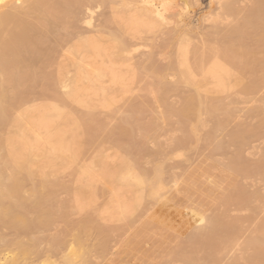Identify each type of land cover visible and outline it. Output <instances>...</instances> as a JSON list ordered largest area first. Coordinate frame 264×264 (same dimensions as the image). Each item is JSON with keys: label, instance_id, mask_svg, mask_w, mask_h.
Returning a JSON list of instances; mask_svg holds the SVG:
<instances>
[{"label": "bare ground", "instance_id": "6f19581e", "mask_svg": "<svg viewBox=\"0 0 264 264\" xmlns=\"http://www.w3.org/2000/svg\"><path fill=\"white\" fill-rule=\"evenodd\" d=\"M243 1H245V0H243ZM249 1H251V0H247L248 3H249ZM192 2L196 3V1H192ZM192 2H191V4H192ZM227 2L230 3L229 0H227L225 2L226 4H229ZM232 2H233V4L235 3V1H232ZM232 2H231V4H229L231 6V8L239 5V3H240V1H239L235 6L233 5V7H232ZM259 2H260V4L262 3L264 6V0H259ZM186 3H185V7L187 4L189 6L190 2L188 1V3L187 4ZM253 3H255V5L257 4L256 1L251 2V4H250L251 8H249L250 6H248V7L244 6L242 8L245 9V7H247L249 10V9H254L256 7L258 10V11L256 10L257 12H255V10H254V12H253V10H251L250 12L254 13L253 15H256L255 13H257V15L259 16V14L261 12V8L257 6L258 4L256 6L254 5L252 7ZM222 4L223 3H220V5H219L220 8L222 7ZM102 5L106 6L105 10H108L107 6L111 9V12L107 13V14L111 13L110 14L111 17L108 18V20H106V25L111 26V24H112L115 27L114 28L113 26H111L115 30L110 34L109 29L104 27V25H105L104 23H102L103 27L100 25L101 23H99V25H95V27L99 26L98 28H100V26H101L102 29H104V31H102L100 29L99 30L102 32H105V35L107 34L106 38L110 34V36L108 37L110 39V42L109 43L107 42V44H106V41H108V40L106 39L104 42V36L105 35L102 34L101 32H100V35H104V36H102L103 39H102V37H100V35L99 36L96 35L95 37H94V35H89V36L85 35V33L91 34V31L89 29L92 28V26L94 27L95 23L92 24L93 20L95 18L94 14H96V12H98V11L95 12V10L102 9L100 7ZM229 5L228 6L226 5V7L230 8ZM177 8H179V3L176 0H0V226L1 227L3 226L2 228H4V229L9 228L16 233V235H14V236H16V240L13 238L14 240H13V242H11V244H10L11 246H9V244H8V246H6L7 244L5 245V244L1 243L2 241L3 242L5 241L4 240L5 234L3 236V240L1 241V235H3V233L2 234L0 233V241H1L0 246H1V244H3V246H6L5 247L6 249L8 247H10V248L12 247V249L14 248L13 249L14 254H13L12 249L9 248L12 251V253L9 249H7V250H9L8 251L9 254L10 253H11V255L13 254L12 257H9L10 261L7 260L8 255L6 254L7 255L6 258H4L5 256L3 255L4 257H3V259H1V260H3L2 262L7 261V262H9L8 264H17V263L19 264V262H17V261H20L19 259L22 257L23 258L26 257V258H24L23 261H25V262L29 261V260H25V259H27V257L29 259L28 255L32 254L33 252L35 253V251H36V248H35L36 244L38 245L39 243H41V240L39 238L36 237L37 240H34V238H32L35 241L34 242L33 240H31V237L29 236V234H27V233H30L29 230L38 229L35 226L31 227V225L33 223H35L36 225L38 224V226L41 225L40 226L41 228H42V226L44 228L48 227V225L51 226L53 224L52 221H55L54 220V218L56 217L55 212H59V215H60L59 206L61 208L64 207L67 210H68L67 207H70V206H67L66 204H60L59 206L57 205L58 204L57 202H59V201H57V202L55 201V198L57 195L55 194L56 196H54L55 192L53 193L54 190H52V188H51L52 186L55 187V185H53L55 183L52 184V182H50L47 179V177L48 176L51 177L52 173L56 174L57 173L56 169L61 170L62 167L64 165H66L65 163H67V165H69V167H71V166H73V164H75V163H73L74 161L80 159V157L78 159H76V158L78 157L79 152L81 154V151H80V150H82L81 144L83 145V144H85L84 142H87L86 140L83 139V138H85V133H87L89 131L88 132L89 134L87 133V135H92V133L95 132V134H97V136H98V139L100 140L99 135H98L99 131L98 132L95 131L94 130L95 128H94V129H92L93 132H90V129L92 127L88 128V127H90L89 125H87L85 122H82L81 119L78 120L79 119L78 117L80 115L82 116L84 111L83 112L81 111L82 113H80V111H78V110H77L78 112H75L73 110L74 111L73 112L72 111V109L74 107L73 104L78 106V108L83 107V109H85V111H90V112L92 110H95L94 108H96V110H97V108H98V110L100 108L101 111H102V109H103V111L104 110L113 111L115 109V107H113V106L115 104H117V103H115L116 99H118L117 96L120 97L119 92H121L122 94L126 93V95H128L130 93V90H128V87H126V86H128L127 81H126L128 79V78L126 79V73L132 72V70H133L132 65L134 63L131 64V61L133 59L134 54H136V52L138 51L140 46H142V49H143V47H144L143 45H145L147 40L148 41L151 40L155 43V40L157 41L159 39V38H157L158 36H156V33L158 35H160V37H161L162 34L158 33V32L162 33L160 31L161 28H166L167 26L169 27L172 24H175L176 26L174 25L175 26L174 29H172L168 33L165 30L164 33H167V35H166L167 41L165 39V42H166L165 45L166 46L163 43L162 44L165 46V48L167 47L166 49H168V47L170 48L172 46V43L174 44V42H176V40L178 39L177 34L179 36V34L181 33L180 30L178 31V24H182L183 21L181 23L177 22V24H176V23H174V22L172 23V21L170 22V20H168V19L174 20L176 17L178 18V20L176 18L177 21H179V19H181L180 17L182 15V13L180 14L179 12H183V11H181V9L180 10L178 9L179 14L174 13L175 12L174 9H177ZM220 8H219V11H222L221 9L227 10V8H225V7L221 8V9ZM237 8H240V10H239L240 14H242V12H244V11H241L240 6ZM186 9H188V7ZM234 9H228L227 11L226 10H224V11H226V12H228L229 10L235 11ZM259 9H260V11H259ZM171 10H173V14H176L179 16H176V15L173 16V14H172L173 18H171L172 17L171 13H169V15L166 16V14ZM247 12L246 13L244 12L246 14V16L243 13L245 19L242 18L239 21V22H241L243 20L242 22L245 23L244 25L241 22L240 24H242V25L236 26L237 25L236 20L234 21L235 27L232 26L233 25V23H232V24H230L232 27H229V28H223L222 29V28H220V26H221L220 24H218L219 27L212 28L214 26V24H213V26L210 28V30L213 29L212 32L210 31L211 33L207 32L204 34L206 37L210 36V37H208L210 39L213 36L212 39H214V41H215V43H214L215 45H214L213 43H211L213 40H210L211 42L209 40H207L205 45L208 42H210V44H211L210 45L208 43L209 44L208 49L213 47V45H214V47L217 46V48L215 50H214V48L211 49L212 50V57H210L209 59H208V57L210 55H208V53L206 52L205 49H201L200 51H198V50H195V47H194V51H190L188 44L179 43L176 47V50L173 49V51H175V52H173L171 50L173 53H175V55L173 54V56L175 58V59L174 58L173 59L176 60L175 63L168 62L167 63L168 65L166 64L167 66L165 65V67H164V65L163 66L160 65L162 67H160V66L156 67L155 64H157V65L159 64V63H155L157 61L156 58L154 59L155 60L154 66L151 65L150 68H149V66H146V63H145V66L149 68L148 71L150 70L152 79L155 78L154 80L156 83V84L154 83V80L153 81L151 80V82H153L152 84H154L156 87V89H155L156 91L153 90L154 89L153 87H152L153 89L151 88V85H152L151 83H150L151 84L150 86H149V84L147 85V86H149V88L152 89V90L151 89L149 90V93L152 94L154 92L153 94L154 95L156 94L155 97L159 100L160 104L163 101H166L168 99V98L166 99V96H165L166 94H163V92L161 93V91H164V93H165V89L164 90H162V89L165 88L167 84H169V83L171 84V81H169L168 83L167 82L165 83V79L168 78V77L165 78L166 75L170 76L169 79H171L173 76L172 80H174V78L176 77V79L174 81H178L177 85L183 84V85H181L180 88L177 87L180 89V90L178 89V92L179 91L181 92L182 89H183V91H184V89H186V91L188 92V88L187 87L184 88L185 86H188L190 88L189 90L192 89V91H189L190 92L189 95H187L188 93L185 91L186 97L184 96L185 93L182 91L181 94L184 96L183 98H185V99L183 101V98H180V100L182 99V101H181L182 106H181L180 111L177 112V109L179 110L180 107L175 109L176 114L174 115V117L177 118L176 120H179V116H180V119H181L180 121H177V123L180 126L179 130L186 132L184 134L182 132V134H183L182 138L179 139L181 143H184L182 140H184L185 138H187L191 141H192V139H190V138H193V139L196 138L197 136L194 137V135H195L197 129H199V127H202V125L206 127V125L208 124L206 121L213 116H214L213 118H215V115L219 114V113L215 112L216 107H214V105H215V102L218 104L220 102L217 100L218 98L216 99V98H214V96L211 97L210 94L218 93L217 95H219L220 92L225 93V91H227L230 88V86L228 84L227 87L229 86V88L226 89L227 88L226 87V81H229L230 78L231 79L233 78L235 85H237L239 83L241 84V82H240L241 78L240 77L243 73H246L247 75H248V73H250V75L251 74L255 75L256 73H259V75H260L259 77H258V75L253 76V77H257L258 80L255 78L257 82L254 80L253 81L254 84L250 87L248 86L249 88H247L246 91L248 92V90L249 91L255 90L258 87V85H262V87H264V25L260 26L258 24L259 27L257 25H255L254 24L255 22L251 21V18L252 19H254L256 17L258 18V16H256V17H250L251 15L247 16V14H249V11H247ZM258 12H259V14H258ZM261 13L263 14L264 12L262 11ZM80 14L83 15L82 19H81V17L78 18V15H80ZM185 14H186V12H185ZM227 14L231 15V13H227ZM227 14H226V16H227ZM233 14H235V13H233ZM100 16L102 17L103 15H100ZM168 16H169V18H167ZM185 16H187V14ZM216 16L218 17V15H216ZM231 16H230V18H231ZM236 17H239V16L236 14ZM246 17H247V21H246ZM105 18L106 17H104L102 20H104ZM206 18H204V21ZM214 18H215V16H214ZM220 18H222V17L217 18L218 21ZM80 19H81V22L79 21ZM208 19L209 18H207L206 21H208ZM214 20H215L214 22H216V18ZM225 20H227L226 22L229 23L228 19H223V22H225ZM78 21H79V27H80L81 23H82L81 26L82 25L85 26V27H83V26L81 27L83 31L81 29L80 30L77 29V27H78L77 22ZM232 21H233V18H232ZM226 22H225V25H226ZM250 22H252V23H250ZM211 25H212V21H211ZM186 27H187V25H186ZM227 27H228V25H227ZM84 28L85 29L87 28L88 31L85 30ZM105 28H106V30H105ZM169 28L171 29V27H169ZM75 30L77 31V33H74V32H76ZM107 30H108L109 34H108ZM94 33L96 34V31L92 30V34H94ZM184 33H185V31H184ZM97 34H98V32H97ZM155 36H156V38H155ZM186 36L188 37L187 34H186ZM206 37L204 39H207ZM98 38L102 39V41H100ZM152 38H154L155 40H153ZM182 39L183 38L181 36V40ZM189 39L190 38H188L187 42H189ZM203 41H206V40H203ZM102 42H104L105 44ZM153 42H151V44H154ZM216 43L217 44L219 43L220 46L216 45ZM163 45H162V47H164ZM167 45H171V46H167ZM203 45H204V42H203ZM205 45H204V47H205ZM201 47H202V45H201ZM204 47H202V48H204ZM58 49H63V51H64L63 56L58 57L61 54V53H58V51H59ZM159 49H161V48H159ZM192 50H193V48H192ZM162 52L164 53V51H162ZM143 53H145V52H142V54ZM191 53H192V56L194 58H192V56L189 57V55H191ZM55 54L58 55L57 56L58 58L53 57ZM162 54H160V56ZM62 57H63V59H61ZM149 58H150V62H151V59H153V57L150 55ZM53 59H54V62H53ZM58 59H59V61L61 60L59 62L60 64L58 62H56V60L58 61ZM146 59L148 60L147 57L144 58V60H146ZM189 59L192 61V63L189 62ZM193 59H194V61H193ZM224 59H226V62H229L231 59V60H233V62L239 61V63H241V65L239 63H237L239 66L236 65L238 67V71H239L238 73L235 72V74H237L236 76L231 75L232 72L234 74L233 70L235 67H233V66L236 64V62L234 63V65H233V62H231V64L227 63V65L225 64L226 65L225 66L224 65V62H225ZM62 60H64V62H62ZM221 61H223V62H221ZM139 62L140 63L142 62L141 63L142 65L144 64V62L142 60ZM145 62H147V65L153 63V61L151 63H148L149 61H145ZM52 63L59 64L58 66H55V67H57V69L54 68V69H56V71H50V73H52V72H54V74L56 73L55 75L52 73L53 76H52V74L49 75L46 73V69L48 67H53ZM231 65H233V66H231ZM230 66H231V68H233L230 70L231 73L229 72V70H227L225 68V67H230ZM123 67L126 68V73H124L121 70ZM52 69L53 68H51V70ZM236 69L237 68H235V70ZM130 70H131V72H130ZM127 71H129V72H127ZM144 71H146V70L144 69ZM139 74H140V72H139ZM139 74H137L138 77H139ZM142 74H145V73L143 72ZM169 74H171V75H169ZM153 75H154V77H153ZM145 76H146V74H145ZM244 77H245V75L243 76L242 79H244ZM163 83H165L166 85H163ZM248 84H250V83H248ZM159 86L160 87L163 86L162 89ZM174 86H176V84H174ZM36 87H40L42 89H47V91H46L47 94H45L41 89H39L41 94L44 93L45 95H48L52 91L50 95H55V96H51L52 101L54 102V100H55L54 103H57V102L58 103L56 105H53V103H51L52 101H51L50 97L49 98L44 97V99L50 100L51 102H48V103H51V104H48V103H47L48 105L43 104L42 103L43 100L40 99L41 103H39L40 101L39 102L35 101L32 104V105H34L35 103H37L39 106L36 104H35L36 106L35 105L29 106V104L32 103L31 100L33 101L34 99L31 98V100H30L28 98V95L31 92H35L34 90ZM117 88H118V94L116 96L117 98L116 97L113 98L115 96L114 93H115V91H117L116 90ZM158 88H160L161 90ZM49 89H50V92L48 91ZM114 89H115V91H114ZM243 89H244V87H243ZM57 90L59 91L60 94L57 93ZM60 90H62V92ZM127 90H128V93H127ZM146 90H147V88H146ZM168 90L166 92H170V91L172 92L173 91L172 93L174 95H176V93H177L176 87H175V90H176L175 91L173 89V85L171 86L170 91H168ZM263 91H264V89H263ZM159 93L162 94V97L163 98L165 97V99H162L161 97H159V98H161L162 100L159 99L157 97V96H160ZM170 93L168 96H170L172 94V93L171 94ZM243 93H244V90H243ZM258 93H260V92L258 91ZM177 94H180V93H177ZM181 94L177 95V96L180 97V96H182ZM42 96H44V95H42ZM209 96L212 99L209 98ZM111 99L112 100L115 99V101H113L115 104L113 102H111L112 101ZM117 101H119V99ZM145 101H147V104L149 103L148 100H144L143 102H141V104H139V103L135 104L134 103L133 105L135 107H137V105L141 106L144 103V106H145V105H147V104H145L146 103ZM220 101H222V100H220ZM249 101H251V100L249 99ZM261 101L262 100H260V102ZM111 103L113 104L112 105L113 108L111 107ZM164 103L165 102L162 103L163 104L162 105L163 110L166 111L165 108L169 107L167 109L168 111H166L169 114L161 113L162 115L160 114L161 116H158V118L161 119L162 116L164 115L165 120L167 122V120L170 117H173L171 115H173L174 112L173 113L171 112V114H170V111H171V108H173V105L170 104V106H171V108H170L169 104L166 101L165 105H168V107L165 106V108H164ZM262 103H264V102L262 101ZM68 104L69 105L72 104V105L68 106ZM131 105H130V108L133 110V107H131ZM147 106L150 107L151 104H148ZM219 106H221L220 107L221 110L225 108V107L224 108L222 107V104H219ZM71 107H72V109H70ZM149 107H147V108H149ZM106 108H109V109H106ZM110 108H112V110ZM141 108L142 107H140V109ZM145 108L146 107H143L142 109H145ZM214 108H215V110H214ZM131 109L128 108V112L126 111V115H127V113L129 115L130 111L133 112ZM66 110H68V111L71 110L70 114L74 113L73 115H76L75 118H77V120L75 118L71 119L68 116V112ZM145 110H142L143 114H144ZM163 110H162V112H163ZM221 110H218V112ZM114 111H113V117L117 118V113H115ZM135 111H136V109H135ZM90 112H88V113H90ZM117 112H119V111L117 110ZM202 112L206 113V115L208 114L207 117H209L211 114H213V115H211L209 118H207ZM78 113H80V114L77 116ZM109 113L111 114V112H109ZM146 113H149L148 109H147ZM214 113H215V115H214ZM223 113H224V111H223ZM223 113H221V115ZM84 115H83V117H84ZM130 115H131V113H130ZM134 115L135 114L133 113V115H131V117H129V118L126 117L125 119L123 118V116H121V118L119 117L120 120L116 121L117 124L118 123L119 124L115 128L114 133H113L112 128H111L112 133L109 130V132L111 134L110 135L105 134V137L107 136L108 140H110V142L113 140V142H111V143H113L111 145V147L114 146L113 150L116 148L123 153L122 154L120 152L122 155H119L116 152L118 150L115 149L116 150L115 151L116 157H115V153H114V156L110 153H108V154L112 155V156H109L108 154H105V156H108L110 159H116L118 156L119 157L122 156V157H120L116 160H112L113 161L112 162L111 160L109 161V159H106V157H103L102 151H101V153L97 152L99 155L95 154L97 157L94 155V157L96 159L92 160L90 158L93 161V163H91L92 165L89 164L90 166L89 165L87 166V170L86 169L79 170L80 172L81 171H85V172H83L81 174H78L79 172L77 173L78 176H80V177H78V176L76 177V179L74 181V185H76V184L77 185L79 184V185L76 188H75V186H73L74 188L71 187L73 190V191H71L72 197L74 196L73 198L71 197L72 198L71 200L74 199L73 202L71 201V204L74 203L71 206L74 205L73 206V208H75L74 212L79 211L80 213H82L83 209L85 211V208L87 206L92 205L93 202H90L91 203L90 204V203L85 201L87 203V205L85 204L86 206L84 208L83 203H85V202L84 201L81 202L82 198H83V200H86V197H88V195H87L88 193H90L89 194L90 198H91V196H92V198L93 197L96 198V196H97L96 193L99 190V192L102 194V196L106 195L107 199H108V202H107V205H108L107 208L108 209L106 210V212H105V209H104V211H102V212L107 213V215H105V213H100V215H103V214H104V216L109 215L108 218L103 217V216H101V217L99 216L100 219L103 217L102 218L103 220H106L105 218H107L108 221H109V219H111L110 221H112V220L114 221V219H116V221H117V218H120V219H125V217L127 218V215L130 212H133V211H131L132 207H133V203L135 201H137V202H140V205H141V200H143L142 198L144 196L151 198L153 201L157 200L156 202H158V199L161 196L162 191L165 193L164 196H166V193L167 194L169 193V191L165 192L166 191L165 185H167L166 182H170L171 177H169V181L165 180V182H164L165 185H164L163 180H162L164 169H163V171L161 170V168H163L161 166V164H160L161 167L160 166L156 167L157 166L156 165L155 167L150 169V171L152 170L151 172H147V170L145 171V168L142 169L141 163L144 161V159L142 161V158H141L142 155H141V152H139L141 149L140 150H138V149L142 145L147 143L146 141H143V140L147 139V137L149 138L150 135H151V138L153 137L152 133L148 134L149 136H146L147 128H148V126H151L152 123L151 124L147 123L148 126H146V125L142 126L143 125L141 123L142 121H140V119H139L140 122H138L137 116H134ZM201 115H204L205 117L204 116L202 117ZM231 115L229 114L228 119H230ZM87 116H90V115L87 114L86 117ZM111 116H112V114H111ZM132 116H134V117H132ZM86 117H84V118H86ZM90 117H92V116H90ZM90 117H87L83 121L89 119ZM166 117H169V118L167 119ZM200 117H201V119L206 118V121H204L205 119H203V120H201L202 122L200 123V120H199ZM234 117H235V115H233V118ZM92 118H94L93 120H95L94 115ZM263 118H262V122L264 123ZM215 119H212V120L215 122ZM93 120H90L91 122L89 121V123L94 122ZM76 121H77V123H78V121L79 122L81 121L82 123L86 124L88 127L84 128V129H85V131H86V129L88 131L83 132L82 131L83 128L81 129V127H80L82 123H80V124L78 123L80 125L79 126L76 123ZM209 121H210V119H209ZM101 122H99L98 124H100ZM151 122H153V119H151ZM156 122H157V124L155 123V126H153V127H156L159 124L158 121H156ZM203 122H205V123H203ZM214 122H213V126H214ZM87 123H88V120H87ZM163 123H165V121ZM163 123L161 122L158 126L163 127L166 124V123L165 124H163ZM168 123L170 124L169 121H168ZM168 123L166 125H169ZM180 123H183V124H180ZM199 123H200V126H198ZM218 123H219V120H218ZM92 124H90V125H92ZM102 124H104V122ZM204 124H206V125H204ZM259 124H261V121ZM83 126H85V125H83ZM98 127H101V124H100V126L98 125ZM143 127L146 128V131H143V129H142ZM153 127L150 129L152 130V129L158 128V127H156V128H153ZM161 127H159V128H161ZM135 128L136 129L138 128L139 130L141 128L143 133H142V131L137 132V131H139L138 129H137V131H135ZM180 128H182L184 130H182ZM202 128H204V127H202ZM212 129L214 130V128H211V132L213 134ZM246 129L247 128H245V130ZM257 129L258 128L256 127L255 131H257ZM78 130L80 131V133L81 132L83 133L81 136L78 135V133H77ZM101 130L105 131L104 127H102ZM106 130H107V128H106ZM200 130H198V131H200ZM238 130H241V129H238ZM238 130H235V132L233 131L234 134L238 133L236 136L238 138H241V142L243 141L242 143L240 142V144L246 145L247 139H248V141L250 139H252V136L250 137V132L247 131V137H245L246 134H244V135L242 134V133H244L243 131H245V130L242 129L243 130L242 133L236 132ZM198 131H197V133L199 134ZM218 131L220 133H222L220 131V129ZM133 132H135L136 136L138 133H140V134L142 133V135L146 133L144 135L145 139L143 138V140H142V136L140 134H138V135L141 138H139V136H137L139 138V140L141 139L144 144L142 142H139L142 144V145L140 144L141 146H139L138 139H137V137L133 136ZM149 132H150V130L148 131V133ZM257 132H259V131H257ZM230 133H232V132H230ZM240 133L242 135H240ZM245 133H246V131H245ZM67 134H70L69 140L66 139L68 136ZM185 134L187 137L185 136ZM207 135L208 134L206 133V136ZM230 135H232V134H230ZM238 135H240V137ZM92 136H89V137H92ZM183 136H185V137L183 138ZM242 136L247 138V139L242 140ZM80 137L84 141L83 140L81 141ZM86 137H88V136H86ZM93 137H95V136H93ZM133 137L136 138V140ZM212 137H214V136L212 135ZM230 137H232V136H230ZM233 137H235V136L233 135ZM78 138H80V141ZM236 138H233L234 140L232 139L231 143L236 141L237 140ZM122 139H126V142H124ZM131 139L135 140V142L137 141L136 143H138V147H136L135 142H133V144H132V142H131V144L129 143V140H131ZM150 139H149V141H150ZM187 139H186V143L189 142V140H187ZM205 139H206V137H205ZM209 139L212 140V143H213V139H211V138H209ZM94 141L95 140L93 139V142ZM106 141H107V139H106ZM177 141H178V139L176 140L175 144L177 143ZM200 141H197V143ZM90 142L88 141V143H90ZM94 143H96V142H94ZM111 143H109V144H111ZM97 144H95V145H97ZM220 144H221V142H220ZM87 145H85V146H87ZM92 145L95 147V145L93 143H92ZM92 145L89 148H92ZM131 145H133V146H131ZM182 145H183V147L185 146L186 148H188L185 144H182ZM233 145L234 144L232 143L231 146H230V144L228 146L232 147ZM88 146H87V149H89ZM175 146L177 147V145H175ZM143 147L144 146H142L141 148H143ZM183 147H181V148L183 149ZM222 147H224L223 143H222ZM233 147H235V146H233ZM134 148L137 149V151L134 150ZM146 148H147V146L145 147V153L147 154L146 151L148 149H146ZM179 148L180 147H178V149ZM216 148L221 149L220 146H218V144H217ZM83 149L85 150L86 147ZM219 149H218V151H220ZM237 149H238V147H237ZM241 149H242V146H241ZM107 152H108V150H107ZM82 153H84L83 150H82ZM156 154L159 155V152ZM221 154L223 155V151ZM230 154H231V152L229 153V155ZM236 154H237V152H236ZM151 155H153V154H151ZM161 155H164V154L160 153L159 156H161ZM79 156H81V155H79ZM240 156L242 157V155L240 154V155H237V157H233L229 162L227 161V163H228L227 166L223 165L224 169L226 167V169L228 170V172L231 175L237 174L236 176H238V177H240L239 175H242V173H239V175H238V172H240L238 167H240L239 165H241L240 164L241 162H242V164H244L243 161H245L244 159L241 160ZM147 157L149 158L150 156H147ZM225 157H226V154H225ZM231 157H229V158H231ZM229 158L227 155V159H229ZM90 159H89V161H91ZM206 159H208V158H206ZM106 160L108 161V163ZM57 161L60 165L61 164H64V165L60 166L61 168H58L59 165L57 163L58 167L56 168V162ZM140 161H142V162L140 163ZM214 161L215 160H213V162ZM262 161H259L260 165H261ZM204 162L207 163V161H204ZM208 162H209V160H208ZM69 163H71L72 165ZM245 163H248V162H245ZM213 164H215V163H213ZM248 164L249 165H247V166L249 168L250 163H248ZM67 165L64 166V168L65 167L67 168L68 167ZM210 165L212 166L211 163H210ZM210 165L208 167L209 170H210ZM256 165H257V163H256ZM262 165H264V163H262ZM217 166H220V165L217 164ZM241 166L244 167V165H241ZM88 167L91 169V171H90V169H88ZM204 167H207V165L206 166L204 165ZM243 167H241V168H243ZM255 167L256 166H254L253 169ZM258 167H259V163H258ZM195 168H197V167H195ZM216 168H218V167H216ZM47 169H50L51 173ZM95 169H97V170L95 171ZM222 169H223V167H222ZM245 169H246V166L243 169V171ZM196 170H198V169H196ZM199 170L201 171L202 169H199ZM47 171H49L48 172L49 175L46 173ZM92 171H94V172L91 173ZM246 171H247V169L244 172H246ZM258 171H260V170H258ZM205 172L206 171H203V173H205ZM260 172H262V169ZM184 173L186 174V172H184ZM194 173L197 174L198 172L194 171ZM223 173L225 174V170ZM54 174L52 176H55ZM191 174L188 175V177L189 176L192 177ZM196 174H194V175L196 176ZM201 174H202V172H201ZM211 174H212V172H211ZM261 174H264V173H261ZM169 175H170V173H169ZM174 175H175V173H174ZM194 175H193V177L195 178ZM243 175H245V174H243ZM243 175H242V179L245 178V176H243ZM247 175L251 176L252 174L249 173ZM172 176H173V174H172ZM197 176H200V175H197ZM216 176H218V175L216 174L215 177ZM250 176L248 178H251ZM186 177H187V175H186ZM200 177H202V176H200ZM205 177L206 176H204V178ZM230 177L233 178V176H230ZM175 178L172 177L173 180L171 179V181H173V182L168 183V185H169V186H167L168 189H169L170 185H171V189H173V188L175 189V187H176L175 185L177 184L176 181H174V180H176ZM178 178H177V181L180 180V178L179 179ZM197 178H199V177H197ZM234 178H235V176H234ZM166 179H167V177H166ZM213 179H214V176H213ZM77 180L79 183L77 182ZM185 180H186V182H188L187 178H185ZM189 180H192V178H190ZM194 180L192 181V184L194 183ZM211 180L209 182H211ZM229 180L231 181V179H229ZM235 180H236V178H235ZM235 180L232 179V183L230 182L231 184H233L232 185L233 187H234V183L236 181L238 182L239 178H238V180H236V181ZM99 183L102 185V187L100 189H97L96 184H99ZM171 183H173V184H171ZM188 183L190 184V181ZM213 183H215V180ZM26 184H28V186L30 185L29 186L30 190L28 187L27 194H25L26 192L24 191L25 190L24 188L27 189ZM195 184H196V181H195ZM238 184L237 185L240 187L239 182H238ZM56 185H58V184H56ZM185 185H186V187L188 186L187 183ZM60 186L63 190L67 191V189H66L67 186H65V189L63 188L62 184H60ZM179 186H177L178 189L180 188ZM195 186L198 187V185H195ZM200 186L201 185H199V187ZM213 186H214V184H213ZM54 187H53V189L57 188V187L56 188H54ZM186 187H185V189H186ZM229 187H231V185H229ZM58 188H59V185H58ZM189 188H191V187H188V190H189ZM214 188H215V186H214ZM214 188L212 187V189L216 192V188L215 189ZM201 189H202V186H201ZM206 189L208 190V188H206ZM209 190L211 192H208V191L207 192L213 194V190H211V189H209ZM220 190H221V188H220ZM175 192H177V191H175ZM173 193H174V191H173ZM203 193H202V195H200L201 194V192H200L199 195L203 196L204 195ZM95 194H96V196H95ZM239 195H236V196H239ZM211 196H213V195H211ZM236 196H234V197H236ZM84 197H85V199H84ZM216 197L217 198L219 197L220 199L223 198L222 195H221L222 198L220 197V195H218ZM227 197H225V198H227ZM88 198H87L88 201L92 200V199L89 200L90 198L89 199ZM213 198H214V196H213ZM219 198H218V201L217 200L215 201L216 198H214L212 200H214L215 203L216 202L219 203ZM94 199L92 201H95ZM230 199L227 198L226 201H228V200L230 201ZM246 200H248V199H246ZM223 201L224 200L222 199V202ZM236 201H238V200H236ZM54 202L57 203L56 205H57L58 210H55L53 208L56 206L53 204ZM143 202H144V200H143ZM220 202H221V200H220ZM252 202H250V203H252ZM218 203H216V204H218ZM261 203H263V202H261ZM149 204H151V202ZM152 205L154 206L153 202H152ZM228 205H231V204L228 203ZM253 206H255V205L253 204ZM238 207H240V206H238ZM67 210H65L66 215L65 214L63 215L65 222H66L65 218L68 216ZM199 210L202 211L201 209H199ZM33 211H34V214H33ZM195 211L196 210L194 209V212ZM200 211H199V213H200ZM35 212L37 215H35ZM30 213L32 214V217H34V215L36 216V218L34 220H32L31 217H29V216H31ZM213 214H214V217L209 218L207 216L208 219L203 217V215L202 216L199 215L196 222H194V223H197L199 225V228L196 229L195 228L196 224H195L194 228L196 230L194 229V231H195L194 234L190 233L193 235L191 237L189 236V238L191 240L188 239L189 241L187 242V244H188L187 248L188 249L190 248V250H191L192 249L191 247L195 246L194 249L198 250L197 245L199 244L200 248L201 247L207 248V249L201 248L203 251L208 252V247H209V250L210 249L218 250L220 245H222L225 247V248L221 247V248H224V249H222V253L224 252L225 249H227V247H228L227 253L229 252V250H230L229 247L234 245V243L231 245V242H234V240H233L234 238H231V236H236V235H233V234H236V233H234L235 230L232 234L230 231H233V227L231 228L232 230L230 229V231H228V232H230V235H231V236L229 235L228 237H230V238H228L227 237L228 232H227V235L225 234L226 229H224L225 232L223 230L221 232V230H220V228H222L221 227V221H220L219 217L216 216L217 213L216 214L213 213ZM223 216H224V214H223ZM86 217H88V218H86ZM109 217H111V218H109ZM115 217H117V218H115ZM83 218L84 219L79 221L78 223L76 221L75 222L73 221V224L75 223L74 225L72 224V226H73L72 231L73 232H71V233H73V234H71V236H70L71 238L69 237L71 240L67 239L68 235H69L68 231H66L64 233L63 237L60 236L61 235L60 234L59 235L60 238L59 237L57 238L58 235L56 237L53 236V237H55V238H53V240L51 239L52 237L49 238V240H52L53 245L48 248L49 250H47V253L45 250L40 249V251H43V253L45 252V254H46L45 260H41V261H44L43 264H94L93 260L95 258H91L92 255L90 256V254L97 252V250H95L97 248V244H94L92 246L89 245L90 243H88V245L86 244L88 236L89 235L91 236V234L88 235V233H89V230L94 227V229L98 231V233L100 235L99 237L102 236L101 240H103V237L105 235L104 234L102 235V233L105 229H103L101 231L102 228H100L101 227L100 225H97L98 223L95 220V218L89 217V215L85 216ZM225 218H223V220ZM227 220L228 219L226 218L224 225L226 227H227V225L232 226L233 223L231 221L229 223H227L229 221V220L228 221ZM68 223H69V221H68ZM202 223H203V225H200ZM226 223H227V225H226ZM261 226H264V225H260V228H261ZM1 227H0V229L2 230ZM30 227H31V229H30ZM227 229H228V227H227ZM100 232H102V233L100 234ZM15 233H13V234H15ZM21 233H23V235H25V236L28 235L27 238L29 240L27 238H26L27 241L26 240H24V241L18 240V236ZM98 233H96V234H98ZM10 234L11 233H9V235ZM261 234H260L261 235L260 238L254 237V239L253 238L250 239L248 241V244H247V248L250 247L251 250L253 249V251H254V254L252 253L253 254L252 256L248 255L249 256L248 261H250V263H252V264H258V263L264 264V229L261 230ZM65 236H67V238H66L67 241L64 240ZM23 237L21 236V239ZM97 237H98V235H97ZM5 238H7V236H5ZM92 238H93V235H92ZM38 239L40 241H38ZM228 239H231V240H228ZM49 240H48V242L50 245ZM192 241H194V242H192ZM227 241H229L230 244ZM235 241H236V239H235ZM25 242H27V243H25ZM37 242H39V243H37ZM90 242L92 243V240ZM196 242H197V245H196ZM4 243H6V242H4ZM192 243L195 245L193 246ZM215 243H216V245L220 244L219 247L217 245V249H216V247L211 248L213 246H216V245H214ZM98 244H99V242H98ZM100 244L104 245V242H101ZM236 244L237 243H235V245ZM3 246H1V248H3ZM105 246L106 245L101 246V247L104 248ZM206 246H208V247H206ZM33 247L35 248V251L32 252L31 250ZM39 247H40V244H39ZM39 247H37V248L39 249ZM1 248H0V252H2V253H0V255L2 256V254L4 253L3 251H5L6 249L2 250ZM34 248H33V250H34ZM221 248L219 250H221ZM104 249H102V251ZM185 249H186V247H185ZM185 249L183 251H185ZM232 249L233 248H231V250ZM63 250H65L66 252H62ZM93 250H94V252H92ZM190 250L188 251V253H187V251H185V253L187 255L184 254V256H183L182 253H184V252L181 251L182 253L178 256L183 257L184 262L185 261L187 262L189 259L188 256L191 254V252H193V255L195 256L194 252H196V251H193V249H192V251H190ZM8 252H6V253H8ZM61 252H62V254L63 253L64 254L59 256L58 254ZM100 252L95 253L93 255V257H95V255L100 253ZM177 252L176 253L172 252V253L174 255H177ZM209 252H211V250ZM219 252L217 251V253H219ZM36 253H38V252H36ZM103 254H105V252ZM214 254H216V253H214ZM100 255L102 256L101 253H100ZM193 255L191 254L190 258L191 257L193 258ZM206 255H208V254H206ZM212 255H210L211 259L214 258V255L213 256ZM216 255H218V254H216ZM1 256H0V258H1ZM35 256H32V258L38 259L37 258L38 255L36 257ZM38 257L40 258V256H38ZM54 257L55 258L59 257V258H58V260L56 259L54 261V259H52ZM187 257H188V259H186ZM195 258H196V256L194 257V260L192 259V262L194 261V263L199 260V258L197 260H195ZM22 259L20 261V264L22 263ZM206 259H207V256H206ZM38 260H40V259H38ZM90 260H92L93 263ZM218 260L219 259H217V261ZM236 260H235V262H234V260L232 262H234V263L239 262ZM203 261L204 260L202 259V263H203ZM189 262L192 263L191 259L188 261L187 264H190ZM199 262H200V260H199ZM0 264H1V262H0ZM2 264H5V263H2ZM205 264H208V263L206 262Z\"/></svg>", "mask_w": 264, "mask_h": 264}, {"label": "rangeland", "instance_id": "374dc122", "mask_svg": "<svg viewBox=\"0 0 264 264\" xmlns=\"http://www.w3.org/2000/svg\"><path fill=\"white\" fill-rule=\"evenodd\" d=\"M176 1H178V3H179V8H177V9H174L175 10V12L174 13H178L179 12V10L181 9V11H183V12H179L180 14L182 13V15H181V19H179V21H177L178 20V18H177V20H176V18L173 20H171V19H168V20H170V22L172 21V23L174 22V23H176L177 24V22L178 23H181L182 21L184 22H182V24H178V31L180 30L181 31V33L179 34V36H178V34H177V37H178V39L176 40V42H174V44L172 43V46L171 45H167V46H171L170 48L168 47V49H166L165 48V44H166V42H165V39L167 38V33L169 32V31H171L172 29H174V27L176 26L175 24H170L171 26H169V27H171V29L167 26L166 28H161V32L162 33H160V32H158L159 34H162V36L160 37V35H158L157 33H156V36H158L157 38H159L157 41L154 39V38H152L153 40H155V43L153 42V41H151V40H147L146 41V43H145V45H143L144 47H143V49H142V46H140V48L138 49V51L136 52V54H134V56H133V59H132V61H131V64H133L132 66H133V70H132V72H131V70H130V72L131 73H126V68L125 67H123L121 70L124 72V73H126V81H127V85L128 86H126V87H128V90H130V93L128 94V95H126V93H124V94H122L121 92H119L120 93V97L119 96H117V94H118V88L116 89L117 91H115V89H114V91H115V93H114V97L113 98H115L116 96L118 97V99H119V101H117L118 99H116V101H115V99L114 100H112L111 102H113V101H115V103H117V104H115L114 102V106L113 107H115V113H117V118H115V117H113V111H109V110H104L103 111V109H102V111L100 110V108H99V110H98V108H97V110H96V108H94L95 110H92L91 112L90 111H85V109H83V107L81 108H78V106H76L75 104H73L74 105V107H73V109H72V107L70 108V109H72V111L74 110L75 112H78V111H80V113H82L83 111V114H82V116L80 117H78L79 119L78 120H82V122H85L87 125H89L90 127H88L86 124H84V123H82L81 121L79 122L78 121V123L80 124V123H82L81 124V126L77 123V121H76V123L81 127V129L83 128V132H86V131H88L87 129H86V131H85V129L84 128H91L90 129V132H93V130L92 129H94L95 131H99V133H98V135H99V138H100V140L98 139V136H97V134H95V132L94 133H92V135L93 136H95V137H93L92 135H87V133L89 132H87V133H85V138H83L84 140H86L87 142H84L85 144H81V148H82V150L84 151V153H82V150H80L81 151V154H80V152H79V155H81V156H79L78 155V157L76 158V159H78L79 157H80V159L79 160H76V161H74L73 163H75V164H73V166H71V167H69V165H67V163H65L68 167L66 168H64V166H66V165H64V164H59L58 163V161L56 162V168L58 167L57 166V163H58V165H59V167L58 168H61L60 166H62V165H64L63 167H62V169L60 170H58V169H56L57 171V175L56 174H54V173H52V175L54 174L55 176H52L51 175V177L50 176H48L49 175V171H50V169H47V170H49V171H47L46 173L48 174L47 176V179L50 181V182H52V184L53 183H55V184H53V185H55V187L54 186H52L51 188H52V190H54L53 191V193H54V196H56V198L58 199H56L55 198V201L57 202V201H59V202H57V203H53L54 205H60V204H66L67 206H70V207H67L68 208V210L67 209H65L64 207H60L59 206V211H60V215H59V212H55L56 213V217L54 218V220L55 221H52L53 222V224L51 225V226H49L48 225V227H46V228H44L43 226H42V228L40 227V226H38V224L36 225L35 223H33L32 225H31V227L32 226H35L36 228H38V229H32V230H29V232L30 233H27V234H29V236L31 237V240H33L32 238H34V240H37L36 239V237L37 238H39L40 240H41V243H39V242H37V243H39L40 244V247H39V244L37 245L36 243V251H35V248H34V250H33V248H32V252L33 251H35V253L33 252L32 254H30V255H28L29 256V259H28V257H27V259H25V260H29V261H27V262H25V261H23L24 260V258H26V257H22V258H20L19 260L21 261V259H22V263L21 264H43V262L44 261H41V260H45V257H46V254H45V252L43 253V251H40V249H42V250H45L46 251V253H47V250H49L48 248L49 247H51L53 244H52V240H53V238H55L57 235V238L59 237V235L60 236H62L63 237V235H64V233L66 232V231H68L69 232V235H68V238H67V236H65L64 237V240H66V238L67 239H69V240H71L70 238V236H71V234H73V233H71V232H73L72 231V224H73V221L75 222H79V221H81V220H83L84 218L83 217H85V216H88L89 215V217H93V218H95V220L97 221V225H100L101 227L100 228H102L101 229V231L103 230V229H105L104 231H103V233L102 232H100V234L102 233V235L104 234L105 236L103 237V240H101V238H102V236L101 237H99L100 235H99V233H98V231L97 230H95L94 229V227L93 228H91L90 230H89V233H88V235L89 234H91V238L88 236V238H87V242H86V244L88 245V243H90L89 245H94V244H97V248L95 249V250H97V252H100L101 254H102V256L100 255V253H98V254H96L95 255V257H93V255L95 254V253H97V252H95V253H91L90 254V256L92 255V257L91 258H95L93 261H94V264H187L188 263V261L191 259V262H192V259L194 260V257L196 256V258H195V260H197L198 258H199V260H200V262H199V260L197 261V262H195L194 263V261L192 262V263H190V264H201L202 263V259L204 260L203 261V263L202 264H205L206 262L209 264H252V263H250V261H248L249 260V256H252L253 254H254V251H253V249L251 250V248L249 247V248H247V244H248V241L250 240V239H254V237L256 238V237H261V230L262 229H264V226H261V228H260V225H264V174H261V173H264V165H262V163H264L263 161V159H264V123L262 122V118L264 117V103H262V101L264 102V91H263V89H264V87H262V85H258V87L255 89V90H248V92L246 91L247 90V88H249L250 86H252L253 84H254V80L256 81V79H257V77H253V76H257L258 75V77L260 76L259 75V73H256L255 75L254 74H251L250 75V73H248V75L246 74V73H243L242 75H241V84L239 83V84H237V85H235V83H234V80H233V78L231 79L230 78V80L229 81H226V87H227V85L229 84V86H230V88H229V86L226 88V89H228L227 91H225V93H222V92H220V94L219 95H217L218 93H212V94H210V96L211 97H213L214 96V98H218L217 100L220 102L219 104H222V107L224 108V109H220V107L221 106H219V104L218 103H216L215 101V105H214V107H216V113H219V114H217V115H215V113H214V115H215V118H213V117H211L212 119H215V122L211 119V118H209L211 115H213V114H211L209 117H207V115H206V113H204V112H202L207 118H209L210 119V121H209V119L206 121V118H202L201 119V117H200V123L202 122L201 120H203V119H205L204 121H206L208 124L206 125V124H204V125H206V127L205 126H203L202 125V127H204V128H202V127H199V129H197V131L198 130H200V131H198L199 132V134L197 133V131H196V133H195V135H194V137H196V138H190V139H192V141L191 140H189V139H187V138H185L184 140H182L184 143H181L180 142V138H182V135L184 134V133H186L185 131L183 132V131H180L179 130V124L177 123V121H180L181 119H180V116H179V120H176L177 118L176 117H174V115L176 114V112H175V109L176 108H179V110L177 109V112L178 111H180V109H181V106H182V99L180 100V98H183L184 96L186 97V93H185V91H186V89H184V91H183V89L181 90V92L179 91L178 92V89L181 87V85H183V84H179V85H177L178 84V81H174L175 79H176V77L174 78V80H172V78H173V76H172V78L171 79H169V77L170 76H168V75H166V77L165 78H167V79H165V83L167 82H169V81H171V84L169 85V84H165V83H163V85H166V87L165 88H163L162 89V87L163 86H159L162 90H164L165 89V93H164V91H161V93L163 92V94H166L165 96H166V101H167V103L169 104V106H170V104L171 105H173V108H171V106H170V108H171V111H170V114H171V112L173 113V115H171V116H173V117H166L168 120H167V122H166V120H165V116L163 115L162 116V118L160 119V118H158V116H161L162 114L161 113H163V114H166L167 112L166 111H168L167 109L169 108L168 107V105H165V103H166V101H163V102H165L164 103V108H165V106L166 107H168V108H165L166 109V111L165 110H163V102L160 104L159 103V100L155 97L156 96V94L154 95L153 93L151 94V93H149V90L152 88L153 90H155L156 89V87H155V85L154 84H152L153 82H151V80L153 81L154 79H152V76H151V73H150V70L148 71V69L150 68V66L151 65H153L154 66V62H155V58H156V62L155 63H159L158 65L157 64H155L156 65V67H158V66H160V65H164V67H165V65L168 63V62H170V63H175L176 62V60H174L175 58H174V56H173V54L175 55V53H173V52H175V51H173V49L174 50H176V47H177V45L179 44V43H185V44H188L189 45V50L190 51H194V47H195V50H198V51H200L201 49H205L206 50V52L208 53V55H210L209 57H208V59L210 58V57H212V50L211 49H213L214 48V50L217 48V46L216 47H214V43H215V41H214V39H212L213 38V36H212V38L210 39V38H208V37H210V36H208V37H206L204 34L205 33H211L212 32V30L213 29H211L210 30V28L213 26V24H214V26L212 27V28H217V27H219L218 26V24H220L221 26H220V28H229V27H235V24H234V21L236 20V26H240V25H244L245 23H243L242 21V24H240L241 22H239L240 21V19H242V18H244V14L247 12V11H249V14H247V16L248 15H251L250 17H256V16H258L257 15V13H255L256 15H253L254 13H251L250 11L251 10H253V12H254V10H255V12H257L258 10H257V8L255 9H249L248 10V6H250V4H251V2H257V6L258 7H260L261 8V12L263 11L264 12V6H263V4L261 3L260 4V2H259V0H251V1H249V3L247 2V0H245V1H243V0H239L240 1V3H239V5H237V6H235L239 1L238 0H229L230 1V3L229 2H227V3H229V4H231V2L232 1H235V3L233 4V2H232V7H233V5L235 6V7H233V8H231V6L229 5V4H226L225 2L227 1V0H192V1H196V3H194V2H192L191 0H176ZM184 1V2H183ZM188 1L190 2V4H189V6L191 7H189L188 6ZM238 1V2H237ZM187 2V3H186ZM191 2H192V4H191ZM182 3V4H181ZM185 3L187 4L186 5V7H185ZM220 3H223L222 4V7L221 8H223V7H225V8H227L226 7V5L228 6L229 5V7L230 8H227V10L228 9H234L235 11H228V12H226L227 10L226 9H224V10H226V11H224L223 9H221L220 7H219V5H220ZM224 5V6H223ZM255 5V3H253V5H252V7ZM255 5V6H256ZM262 5V6H261ZM241 7V11H244V12H242V14H240L239 13V10H240V8H237V7ZM244 6H247V7H245V9L244 8H242V7H244ZM102 9H100V10H95V12L96 11H98V12H96V14H94V16H95V18H94V20H93V23L92 24H94V27L92 26V28H90L89 30L91 31V34H88V33H85V35H94V37L97 35V36H99L100 35V32L102 33V34H104L105 35V32H102V31H104V29H102V23H104L105 25H104V27H106V28H108L109 29V32H110V34L115 30V29H113V27H114V25H112L111 24V26H113V27H111V26H109V25H106V20H108V18H110L111 16H110V14L111 13H109V14H107L108 12H111V9L107 6V9L109 10H105L106 9V6H104V5H102V6H100ZM105 7V8H104ZM188 7V9H186ZM219 8L222 10V11H219ZM249 8H251V6L249 7ZM179 9V10H178ZM185 9V10H184ZM190 9V10H189ZM244 9V10H243ZM257 10V11H256ZM107 11V12H106ZM190 11V12H189ZM216 11V12H215ZM259 11H260V9H259ZM185 12H186V14H187V16H185L186 14H185ZM225 12V13H224ZM260 12V14H259V12H258V14H259V16H258V18L256 17V18H254V19H252L251 18V21H253V22H255L254 24L255 25H257L258 26V24L260 25V26H262V25H264V13L262 14ZM169 13H171V16H172V14H173V10H171V11H169L167 14H166V16L167 15H169ZM178 13V14H179ZM212 13V14H211ZM216 13V14H215ZM219 13V14H218ZM227 13H231V15L233 14V13H235V14H233L232 16L231 15H228ZM244 13V14H243ZM248 13V12H247ZM98 14V15H97ZM209 14V15H208ZM226 14H227V16H226ZM236 14L239 16V17H236ZM81 15V16H80ZM80 15H78V18L79 17H81V19L83 18V15L82 14H80ZM100 15H103L102 17L104 18V17H106L104 20H102L103 18L100 16ZM109 15V16H108ZM174 15H176V14H173V16ZM213 17H212V16ZM216 15H218V17H222V18H220L219 19V21H218V17L216 16ZM173 16L171 17V18H173ZM176 16H179V15H176ZM186 18H185V17ZM214 16H215V18H216V22H214L215 20V18H214ZM230 16H231V18H230ZM242 16V17H241ZM245 16H246V14H245ZM263 16V17H262ZM100 17V18H99ZM188 17V18H187ZM209 18L208 19V21H206V19L207 18ZM212 17V18H211ZM241 17V18H240ZM167 18H169V16L167 17ZM204 18H206L205 19V21H204ZM232 18H233V21H232ZM81 19L79 20L80 22H81ZM213 19V20H212ZM223 19H228L229 20V23H227L226 21L227 20H225V22H226V25H225V22H223ZM245 19V18H244ZM96 20V21H95ZM176 20V21H175ZM212 21V25H211V21ZM79 21L77 22V29H81L82 30V26L83 27H85L84 25H82L81 26V24H80V27H79ZM102 21V22H101ZM246 21H247V17H246ZM250 21V20H249ZM248 21V22H249ZM260 21V22H259ZM99 23H101L100 25L102 26H100V28H98L97 26L95 27V25H99ZM233 23V25L231 26L230 24H232ZM250 23H252V22H250ZM249 23V24H250ZM216 24V25H215ZM175 25V26H174ZM186 25H187V27H186ZM227 25H228V27H227ZM252 25V24H251ZM183 26V27H182ZM259 27V26H258ZM106 28H105V30H106ZM115 28V27H114ZM188 30H187V29ZM76 29V30H77ZM85 29V28H84ZM102 30V31H100V30ZM170 29V30H169ZM75 30V31H76ZM85 30H87V28L85 29ZM84 30V31H85ZM92 30L93 31H96V34L94 33V34H92ZM165 30H166V32L167 33H164L165 32ZM187 30V31H186ZM78 31V30H77ZM77 31L76 32H74V33H77ZM83 31V30H82ZM88 31V30H87ZM184 31H185V33H184ZM211 31V32H210ZM86 32V31H85ZM97 32H98V34H97ZM107 32H108V30H107ZM109 32H108V34H109ZM189 33V34H188ZM110 34L108 35V37L110 36ZM186 34L188 35V37L186 36ZM104 35H100V37H102V36H104ZM208 35V34H207ZM210 35V34H209ZM106 36H107V34L104 36V42H105V40L107 39L108 41H106V44H107V42L109 43L110 42V39L107 37L106 38ZM156 36H155V38H156ZM181 36H182V40H181ZM207 38V39H204L205 37ZM204 37V38H203ZM72 38V37H71ZM188 38H190L189 39V42H187L188 41ZM203 38V39H202ZM99 39V38H98ZM102 39H103V37H102ZM102 39H99L100 41H102ZM180 39V40H179ZM203 40H206V41H203ZM207 40H213L211 43H213L214 45H213V47H211L210 49H208L209 47H208V45L210 44V42H208L206 45H205V43L207 42ZM166 41H167V39H166ZM184 41V42H183ZM202 41V42H201ZM104 42H102V43H104ZM150 42V43H149ZM151 42H153L154 44H151ZM203 42H204V45H205V47H204V45H203ZM161 43V44H160ZM165 45H163V44ZM201 43V44H200ZM105 44V43H104ZM161 46H160V45ZM153 45V46H152ZM162 45L164 46V47H162ZM201 45H202V47H204V48H202L201 47ZM211 45V44H210ZM216 45H219V43L217 44L216 43ZM146 46V47H145ZM220 46V45H219ZM146 48V49H145ZM159 48H161V49H159ZM192 48H193V50H192ZM219 48V47H218ZM170 49V50H169ZM60 52H59V51ZM57 51H58V53H61L59 56L57 55V54H55L53 57H60V56H63L64 55V51H63V49H58ZM146 50V51H145ZM173 52H172V51ZM213 50V51H214ZM148 51V52H147ZM150 51V52H149ZM161 51V52H160ZM162 51H164V53L162 52ZM209 51V52H208ZM142 52H145V53H143L142 54ZM147 52V53H146ZM171 52V53H170ZM151 53V54H150ZM162 54L161 56H160V54ZM210 53V54H209ZM147 54V55H146ZM153 54V55H152ZM159 54V55H158ZM136 55V56H135ZM146 55V56H145ZM152 56L153 57V59H151V62L153 61V63L152 64H148L147 65V62H145V61H149L148 63H151L150 62V58H149V56ZM207 55V56H208ZM192 56V53H191V55H189V57H191ZM57 57V58H58ZM145 57H147L148 58V60L146 59V60H144V58ZM174 58V59H173ZM192 58H194L193 56H192ZM56 59V58H55ZM60 59V58H59ZM59 59H58V61L56 60V62H60L59 61ZM61 59H63V57L61 58ZM191 59V58H190ZM189 59V62H191L192 63V61ZM206 59V58H205ZM143 61L144 62V66H145V63H146V66H149V68L148 67H144L139 61ZM174 60V61H173ZM193 61H194V59H193ZM224 65L226 64L227 65V63H230L231 64V62H233V60H231L230 59V61L229 62H226V59H224ZM235 61V60H234ZM53 62H54V59H53ZM62 62H64V60H62ZM221 62H223V61H221ZM236 62V61H235ZM235 62H233V65H234V63ZM169 63V64H170ZM237 63H239V61L238 62H236V64L233 66V65H231V66H233V67H235V68H237L236 70H235V68H234V74H235V72L236 73H238L239 71H238V67L237 66H239ZM57 63H52V65H53V67H48L47 69H46V73L47 74H54V72H52V73H50V71H56V69H57V67H55V66H58L59 64H57ZM223 64V63H222ZM229 64V65H230ZM240 65H241V63H239ZM51 65V66H52ZM168 65V64H167ZM166 65V66H167ZM225 65V66H226ZM228 65V66H229ZM237 65V66H236ZM162 66H160V67H162ZM231 66L230 67H225L227 70H229V72L231 73V69H233V68H231ZM51 68H53L52 70H51ZM54 68H56V69H54ZM136 70H135V69ZM50 69V70H49ZM144 69L147 71H144ZM138 73H137V72ZM127 72H129V71H127ZM139 72H140V74H139ZM144 72L145 74H146V76H145V74H142V73ZM53 74H52V76H53ZM56 74V73H55ZM54 74V75H55ZM137 74H139V77L137 76ZM233 74V72H232V74L231 75H233V76H236L237 74H235L234 75ZM169 75H171V74H169ZM245 75V77H244V79H242L243 78V76ZM239 76V75H238ZM55 77V76H54ZM130 77V78H129ZM138 77V78H137ZM151 79H150V78ZM153 77H154V75H153ZM256 78V79H255ZM252 80V81H251ZM258 80V79H257ZM174 83H173V82ZM129 82V83H128ZM229 82V83H228ZM257 82V81H256ZM255 82V83H256ZM152 85H151V84ZM154 83H155V80H154ZM248 83H250V84H248ZM149 84V86L151 85V88H149V86H147ZM156 84V83H155ZM174 84H176V86H174ZM162 85V84H161ZM173 85V89L175 90V87H176V90H177V93H182V91L185 93V95L183 96L182 94V96H177V95H180V94H177L176 92V95H174L171 91H170V88H171V86ZM239 85V86H238ZM247 85V86H246ZM249 86V87H248ZM177 87H179V88H177ZM188 88V94L187 95H189V91H192V89L191 90H189L190 88L188 87V86H185L184 88ZM243 87H244V89H243ZM146 88H147V90H146ZM149 88V89H148ZM160 88H158V89H160ZM261 90H260V89ZM263 88V89H262ZM39 89H41L45 94H47V89H42V88H40V87H36L35 88V92H31V93H29V95H28V98L31 100V98L32 99H34L33 101L31 100V102L32 103H30L29 104V106H34L35 104L36 105H38L37 103H35L34 105H32L33 104V102H39V103H41V100H43V104H46V105H48V104H51V103H53V105H56L57 103H54L55 102V100H54V102L52 101V97L51 96H55V95H50L51 94V92H50V89L48 90L49 92H50V94H48V95H45L43 92V94H41L40 93V90ZM151 89V90H152ZM160 89V90H161ZM169 89V90H168ZM225 89V90H226ZM32 90V91H33ZM128 90H127V93H128ZM159 90V91H160ZM170 91V92H166V91ZM175 90V91H176ZM180 90V89H179ZM243 90H244V93H243ZM61 92H62V90H60ZM156 91V90H155ZM258 91L260 92V93H258ZM117 92V93H116ZM151 92V91H150ZM56 93V92H55ZM57 93H59V91L57 90ZM169 93L171 94L170 96H168L169 95ZM183 93V94H184ZM53 94V93H52ZM60 94V93H59ZM38 95V96H37ZM40 95V96H39ZM42 95H44V96H42ZM158 95V94H157ZM159 95L160 96H157L158 98L159 97H161L162 99H165V97L163 98L162 97V94H160L159 93ZM164 96V95H163ZM209 96V98H211ZM258 96V97H257ZM262 96V97H261ZM44 97L46 98V97H50V99H51V101L50 100H46V99H44ZM116 97V98H117ZM125 97V98H124ZM55 98V97H54ZM53 98V99H54ZM124 98V99H123ZM158 100H156V99ZM161 98H159V99H161ZM41 99V100H40ZM123 99V100H122ZM161 99V100H162ZM184 99L185 98H183V101H184ZM212 99V98H211ZM249 99L251 100V101H249ZM258 99V100H257ZM47 102H46V101ZM144 100H148L149 101V103L148 104H151V106L149 107V106H147L148 104H147V101H145L146 103L145 104H147V105H145L144 106V103L141 105V106H138L137 105V107H135L133 104L135 103H139V104H141V102H143ZM158 102H156V101ZM214 100V99H213ZM216 100V101H217ZM220 100H222V101H220ZM248 100V101H247ZM260 100H262L261 102H260ZM217 101V102H218ZM256 101V102H255ZM46 102V103H45ZM48 102H51V103H48ZM249 102V103H248ZM259 102V103H258ZM48 103V104H47ZM42 104V105H43ZM133 106H132V105ZM218 104V105H217ZM35 105V106H36ZM70 105H72V104H70ZM69 104H68V106H70ZM112 103H111V107H112ZM130 105H131V107H133V110L130 108ZM184 105V104H183ZM39 106V105H38ZM129 106V107H128ZM112 107V108H113ZM140 107H149V108H147L148 109V112L149 113H146L147 112V109L145 110V109H142V110H145L144 111V114H143V111L140 109ZM112 108H110L111 110H112ZM128 108L129 109H131L133 112H131L130 110V113H131V115H133V113L135 114L134 116H137V118H138V122H140V121H142L141 123L143 124L142 126H144V125H146V126H148L147 125V123H154L153 125L151 124V126H148V128H147V131H146V128H142L143 129V131H146L147 132V134H146V136H149L148 134H150V133H152V138H151V135H150V137L148 138L147 137V139H145L144 138V135L145 134H143L142 135V133H143V131L141 130V128H140V130L139 131H137V129L135 128V131H137V132H140V131H142V133L140 134V133H138V134H140L141 136H142V140H143V138L145 139V140H143V141H146L147 143H143L142 142V140L140 139L139 140V138H141L138 134H137V136H139V138L136 136V134H135V132H133V136L134 137H137V139H138V143L139 142H142L144 145H142L141 143H139V146H144L143 148H139L138 150H140L139 152H141V158H142V161H143V159H144V161L142 162V161H140V163L142 164V169L143 168H145V171L147 170V172H151L150 171V169H152L153 167H155L156 165V167H158V166H160V164H161V166L163 167V168H161V170L163 171V169H164V173H163V176H162V180H163V184L165 185V180H167V181H169V177H171L170 178V182H173V181H171V179H172V177L173 178H175L176 180H174V181H176V187H175V189L173 188V189H171V185H170V187H169V189L167 188V186H169L168 185V183H170V182H166L167 183V185H165V192H167V191H169V193L167 194L166 193V196H164L165 195V193L162 191V193H161V198L159 197V199H158V202H156L157 200H152L151 198H148V197H143L142 199L144 200V202H143V200H141V205H140V202H137V201H135L134 203H133V207H132V210L131 211H133V212H130L128 215H127V218L125 217V219H120V218H117V217H115V218H117V221H116V219H114V221L112 220V221H110L111 219H109V221L107 220V218H108V216H104V214L103 215H100V213H105L106 212V210L108 209L107 207H108V205H107V202H108V199H107V196L106 195H103L102 196V194L99 192V190H98V192L96 193L97 194V196H96V194H95V196H96V198L95 197H93L92 198V196H91V198L89 197V194L90 193H88L87 195H88V197L90 198H88V197H86V200H83V198H82V201L81 202H88V203H90V202H93V204L92 205H89V206H87L86 208H85V206L87 205V203L85 202V203H83L84 204V208H85V211H84V209H83V212L82 213H80L79 211H75L74 212V210H75V208H73V206H71L72 204H74V203H72L71 204V201L73 202V200H71L73 197H72V192L71 191H73L72 190V188L71 187H73V186H75V188L79 185H77L76 183V185H74V181H75V179H76V177L78 176V174H81V173H83V172H85V171H79V170H81V169H86L87 170V166L89 165V164H91V163H93V159H96L95 157H94V155L95 154H97V155H99L97 152H99V153H101V151H102V155H103V157H106V159H109V161L111 160H116V159H118V158H120V157H122V156H118L116 159H110L108 156H105V154H108V153H110V154H112L113 156H114V153H115V157H116V152H117V154H119V155H122L123 153L120 151V150H118V149H116V150H118V151H116L115 149L113 150V147H111V145L113 144V143H111V142H113V140L110 142V140H108V137L106 136L105 137V134L106 135H110L112 132H111V128H112V131H113V133H114V130H115V128L117 127V125L119 124H117V122L116 121H118V120H120L119 119V117L121 118V116H123V118L125 119L126 117L127 118H129V117H131V115H130V113H129V115H128V113H127V115H126V111L128 112ZM76 109V110H75ZM105 109V108H104ZM106 109H109V108H106ZM127 109V110H126ZM135 109H136V111H135ZM227 109V110H226ZM78 110V111H77ZM89 110V109H88ZM91 110V109H90ZM117 110L119 111V112H117ZM162 110H163V112H162ZM214 110H215V108H214ZM218 110H221V111H219L218 112ZM67 112H68V116L71 118V119H73V118H75V116L76 115H73V114H70L71 113V110H66ZM73 111V112H74ZM82 111V112H81ZM106 111V112H105ZM111 112V114H112V116H111V114L109 113V112ZM223 111H224V113H223ZM232 111V112H231ZM258 111V112H257ZM88 112H90V113H88ZM142 112V113H141ZM160 112V113H159ZM254 112V113H253ZM80 113H78L77 114V116L80 114ZM221 113H223L222 115H221ZM233 113V114H232ZM259 113V114H258ZM261 113V114H260ZM85 114V115H84ZM87 114H89L90 116H92L93 117V115H94V117H95V120H93L94 118H92V117H90V116H87V117H90L89 119L90 120H93L94 122H92V123H89V119H87L88 120V123H87V120H85V121H83L84 119H86L87 117H86V115ZM93 114V115H92ZM161 114V115H160ZM167 114H169V113H167ZM200 114V113H199ZM229 114L231 115L230 116V119H228L229 118ZM83 115H84V117H86V118H84L83 117ZM115 115V114H114ZM125 115V116H124ZM204 115H201L202 117L204 116ZM220 115V116H219ZM233 115H235V117L233 118ZM258 115V116H257ZM116 116V115H115ZM134 116H132V117H134ZM167 116V115H166ZM204 116V117H205ZM226 116V117H225ZM111 117V118H110ZM113 117V118H112ZM164 117V118H163ZM122 118V119H123ZM158 118V119H157ZM76 120H77V118H75ZM74 119V120H75ZM139 119H140V121H139ZM151 119H153V122H151ZM157 119V120H156ZM164 119V120H163ZM219 120V123H218V120ZM226 119V120H225ZM158 121V123L160 124L161 122L163 123L164 121H165V123L167 124L168 123V121L170 122V124L169 125H166L165 123H163V124H165L163 127H161V126H156V127H158V128H156V127H153V126H155V123L157 124V122L156 121ZM160 120V121H159ZM162 120V121H161ZM212 120V121H211ZM217 120V121H216ZM263 120H264V118H263ZM102 121V122H101ZM149 121V122H148ZM260 121H261V124H259L260 123ZM91 122V121H90ZM99 122H101L100 124H101V127H98V125L100 126V124H98ZM104 122V124H102ZM144 122V123H143ZM182 122V121H181ZM213 122H214V126H213ZM226 122V123H225ZM146 123V124H145ZM200 123H199V125L198 126H200ZM203 123H205V122H203ZM202 123V124H203ZM223 123V124H222ZM90 124H92V125H90ZM180 124H183V123H180ZM77 125V126H78ZM83 125H85V126H83ZM78 126V127H79ZM140 126V125H139ZM182 126V125H181ZM213 126V127H212ZM77 127V128H78ZM102 127H104V129H105V131L103 130H101L102 129ZM156 128V129H150V128ZM159 127H161V128H159ZM257 127L258 129H257V131H259V132H257V131H255V128ZM106 128H107V130H106ZM183 128V127H182ZM182 128H180V129H182ZM211 128H214V130H213V134H212V132H211ZM245 128H247L246 130H245ZM220 129V131L222 132V133H220L218 130ZM238 129H241V130H238ZM242 129H244L245 131H246V133H245V131H243ZM109 130H110V132H109ZM150 130V132L148 133V131ZM182 130H184V129H182ZM235 130H238V131H236V132H241L242 133V131L244 132V133H242L243 135L244 134H246V136L245 137H247V131L248 132H250V137L252 136V139H250L249 141H248V139L247 138H245V137H243L242 136V140L243 139H247V143H246V145L245 144H240V142H241V138H238L236 135L238 134V133H235L234 134V132H235ZM152 131V132H151ZM234 131V132H233ZM96 132V133H97ZM104 132V133H103ZM107 132V133H106ZM136 132V133H137ZM182 132H183V134H182ZM210 134H209V133ZM219 132V133H218ZM230 132H232V133H230ZM78 135L79 136H81L83 133L81 132L80 133V131L78 130ZM80 133V134H79ZM206 133L208 134L207 136H206ZM240 133V135H242ZM259 133V134H258ZM89 134V133H88ZM91 134V133H90ZM198 134V135H197ZM220 134V135H219ZM230 134H232V135H230ZM252 134V135H251ZM68 136H67V138L66 139H68L69 140V136H70V134H67ZM210 135V136H209ZM212 135L214 136V137H212ZM233 135L235 136V137H233ZM240 135H238L239 137H240ZM84 136V135H83ZM86 136H88V137H86ZM89 136H92V137H89ZM185 136H186V134H185ZM185 136H183V138L185 137ZM201 138H199V137ZM209 136V137H208ZM230 136H232V137H230ZM249 136V135H248ZM78 137V136H77ZM133 137V138H134ZM187 137V136H186ZM205 137H206V139H205ZM208 137V138H207ZM237 137V138H236ZM255 139H254V138ZM81 138V137H80ZM80 138H78L79 139V141H80ZM88 138V139H87ZM117 138V137H116ZM132 138V139H133ZM152 140H151V139ZM199 138V139H198ZM209 138H211V139H213V143H212V140H210ZM216 138V139H215ZM233 138H236L237 140L236 141H234V142H232L234 145L233 146H235V147H230L231 145H232V143H231V141H232V139ZM82 138H81V141L83 140ZM91 139V140H90ZM93 139L95 140L94 142H96V143H94L93 142ZM106 139H107V141H106ZM129 140V143L131 144V142H132V144H133V142H135V140H136V138H134L135 140ZM149 139H150V141H149ZM178 139V141H177V143L175 144V142H176V140ZM186 139L187 140H189V144L188 143H186ZM220 139V140H219ZM83 140V141H84ZM121 140V139H120ZM124 142H126V139H122ZM201 140V141H200ZM234 140V139H233ZM88 141L91 143H88ZM98 141V142H97ZM149 141V142H148ZM197 141H200V142H198L197 143ZM211 141V142H210ZM217 141V142H216ZM137 142V141H136ZM135 142V143H136ZM220 142H221V144H220ZM225 142V143H224ZM243 142V141H242ZM241 142V143H242ZM245 142V141H244ZM89 145H87V144ZM92 143L95 145V144H97V145H95V147L92 145ZM109 143H111V144H109ZM138 143H136L135 145H136V147H138ZM215 143V144H214ZM222 143H223V146L224 147H222ZM141 144V145H140ZM147 144V145H146ZM182 144H185L188 148H186L185 146L183 147V145ZM196 144V145H195ZM217 144H218V146H220V148L222 149H219L220 151H218V149L216 148L217 147ZM230 144V146H228ZM85 145H87L88 146V148L92 145V148H89V149H87V146H85ZM147 146V148L146 149H148L146 152H147V154L145 153V147ZM175 145H177V147L175 146ZM191 147H190V146ZM245 145V146H244ZM83 146V147H82ZM131 146H133V145H131ZM175 146V147H174ZM194 146V147H193ZM226 146V147H225ZM241 146H242V149H241ZM86 147V149L84 150L83 148H85ZM178 147H183V149L181 148H179L178 149ZM214 147V148H213ZM230 147V148H229ZM237 147H238V149H237ZM80 148V149H81ZM186 150H185V149ZM143 149V150H142ZM188 149V150H187ZM237 149V150H236ZM107 150H108V152H107ZM134 150H136L137 151V149H135L134 148ZM242 150V151H241ZM116 151V152H115ZM222 151H223V155L221 154L222 153ZM106 152V153H105ZM122 154H121V153ZM159 152V155H160V153L162 154H164V155H161V156H159L158 154H156V153H158ZM231 152V154L229 155V153ZM235 152V153H234ZM236 152H237V154H236ZM233 153V154H232ZM151 154H153V155H151ZM225 154H226V157H225ZM242 155V157L240 156V158H241V160H245V161H243L244 162V164H242V162L240 163L241 165H244V167L243 166H241V165H239L240 167H238L239 168V170H240V172H238V175H239V173H242V175L243 174H245V175H243V176H245V178H243L242 179V175H239L240 177H238V176H236V175H231L229 172H228V170L226 169V167H225V169H224V166H227L228 165V163H227V161L229 162L233 157H237V155ZM109 155V154H108ZM112 155H109V156H112ZM158 155V156H157ZM227 155H228V158L229 157H231V158H229V159H227ZM96 156V155H95ZM147 156H150L149 158L147 157ZM97 157V156H96ZM108 157V158H107ZM144 157V158H143ZM239 157V156H238ZM92 160H91V159ZM112 158V157H111ZM206 158H208V159H206ZM89 159L91 160V161H89ZM208 160H209V162H208ZM213 160H215L214 162H213ZM263 160V161H262ZM107 161V160H106ZM204 161H207V163L206 162H204ZM259 161H262L261 162V165H260V162ZM113 162V161H112ZM111 162V163H112ZM220 162V163H219ZM245 162H248V163H250V169L248 168V166L247 165H249L248 163H245ZM107 163H108V161H107ZM206 163V164H205ZM210 163L212 164V166L210 165ZM213 163H215V164H213ZM256 163H257V165H256ZM258 163H259V167H258ZM69 164H71V163H69ZM217 164L218 165H220V166H217ZM72 165V164H71ZM75 165V166H74ZM92 165V164H91ZM204 165L206 166L207 165V167H204ZM209 165H210V170L208 169V167H209ZM224 165V166H223ZM90 166V165H89ZM160 166V167H161ZM218 167V168H216V167ZM223 167V169H222V167ZM245 166H246V169H247V171L246 172H244L243 171V169L245 168ZM254 166H256L254 169H253V167ZM195 167H197V168H195ZM215 167V168H214ZM241 167H243V168H241ZM262 167V168H261ZM189 168V169H188ZM195 168V169H194ZM222 170H221V169ZM260 168V169H259ZM54 169V170H55ZM88 169H90L89 167H88ZM196 169H198V170H196ZM199 169H202L203 171H206L205 173H203V171L201 170H199ZM249 169V170H248ZM261 169H262V172H260L261 171ZM53 170V171H54ZM97 169H95V171H96ZM224 170H225V174L223 173L224 172ZM258 170H260V171H258ZM46 171V170H45ZM44 171V172H45ZM52 171V172H53ZM89 171V170H88ZM87 171V172H88ZM90 171H91V169H90ZM89 171V172H90ZM192 171V172H191ZM194 171H196V172H198L197 174L196 173H194ZM258 171V172H257ZM79 172V173H78ZM94 171H92L91 173H93ZM184 172H186V174L184 173ZM192 174H191V173ZM201 172H202V174H201ZM211 172H212V174H211ZM248 172V173H247ZM50 173H51V171H50ZM78 173V174H77ZM169 173H170V175H169ZM174 173H175V175H174ZM196 174V176L194 175V174ZM249 173H251L252 175L250 176V175H247V174H249ZM256 173V174H255ZM172 174H173V176H172ZM185 174V175H184ZM191 174V176L192 177H190V178H192V180H189L190 178L188 177V175H190ZM218 175V176H216L215 177V175ZM180 175V176H179ZM186 175H187V177H186ZM193 175L195 176V178L198 180H196L194 177H193ZM197 175H200V176H202V177H200V176H197ZM204 176H206L205 178H204ZM213 176H214V179H213ZM230 176H233V178L232 177H230ZM234 176H235V178H236V180H238V178H239V180H238V182L240 183V187L238 186L239 184H238V182L235 180V178H234ZM251 177V178H248V177ZM78 177H80V176H78ZM166 177H167V179H166ZM180 178V180H178L177 181V178ZM197 177H199V178H197ZM178 178V179H179ZM185 178H187V181L189 182L190 181V184L192 185H190L188 182H186V180H185ZM189 178V179H188ZM195 180H194V179ZM202 178V179H201ZM220 178V179H219ZM222 178V179H221ZM231 179V181L229 180V179ZM212 179V180H211ZM232 179H234L236 182L234 183V187L232 186L233 184H231L232 183ZM47 180V181H48ZM173 180V179H172ZM194 180V183L192 184V181ZM211 180V182H209ZM214 180H215V183H213L214 182ZM195 181H196V184H195ZM202 181V182H201ZM205 181V182H204ZM49 182V183H50ZM77 182H78V180H77ZM231 182V183H230ZM79 183V182H78ZM187 183V187H186V184ZM220 183V184H219ZM56 184H58L59 185V188H58V185H56ZM60 184H62L63 185V188L65 189V186H67L66 187V189H67V191L66 190H63L62 188H61V186H60ZM171 184H173V183H171ZM180 186H179V185ZM209 184V185H208ZM213 184H214V186H215V188H216V192L212 189V187L214 188V186H213ZM238 184V185H237ZM27 185V189L26 188H24L25 190V194H27V192H28V187L30 186H28V184H26ZM194 185V186H193ZM195 185H198V187L197 186H195ZM199 185H201L202 186V189H201V186L199 187ZM229 185H231V187H229ZM70 186V187H69ZM177 186H179L180 188L178 189V187ZM211 188H210V187ZM223 186V187H222ZM25 187V186H24ZM53 187L54 188H56V189H53ZM102 187V185L99 183V184H96V188L97 189H100ZM173 187V186H172ZM185 187H186V189H185ZM188 187H191V188H189V190H188ZM74 188V187H73ZM177 188V189H176ZM198 188V189H197ZM206 188H208V190L206 189ZM214 188V189H215ZM220 188H221V190H220ZM233 188V189H232ZM241 188V189H240ZM70 189V190H69ZM171 189V190H170ZM185 189V190H184ZM206 189V190H205ZM209 189H211V190H213V194H211V193H208V192H211ZM225 189V190H224ZM236 191H235V190ZM27 190V191H26ZM29 190H30V187H29ZM57 190V191H56ZM164 190V189H163ZM173 191H174V193H173ZM175 191H177V192H175ZM208 191V192H207ZM222 191V192H221ZM71 192V193H70ZM200 192H201V194H200ZM204 192V193H203ZM257 192V193H256ZM202 193L204 194L203 196H200V195H202ZM223 193V194H222ZM227 193V194H226ZM56 194V195H55ZM101 194V195H100ZM172 194V195H171ZM200 194V195H199ZM213 195L214 196V198H216L215 199V201L217 200L218 201V198L216 197V196H218V195H220V197H221V195L223 196V202H222V199H220L219 198V203L218 202H216V203H218V204H216L215 202H214V200H212V199H214L213 198V196H211V195ZM235 194V195H234ZM240 194V195H239ZM228 197H227V196ZM236 195H239V196H236ZM211 196V197H210ZM234 196H236V197H234ZM257 196V197H256ZM72 197V198H71ZM225 197H227V198H231L230 199V201L228 200V201H226L227 200V198H225ZM239 197V198H238ZM87 198L89 199V200H93L94 198V200L95 201H88L87 200ZM109 198V197H108ZM260 198V199H259ZM263 198V199H262ZM84 199H85V197H84ZM151 201H150V200ZM246 199H248V200H246ZM262 199V200H261ZM220 200H221V202H220ZM236 200H238V201H236ZM232 201V202H231ZM236 201V202H235ZM254 203H253V202ZM263 202V203H261V202ZM151 202V204H149ZM152 202L154 203V206L152 205ZM238 202V203H237ZM250 202H252V203H250ZM136 203V204H135ZM226 203V204H225ZM228 203L229 204H231V205H228ZM86 204V205H85ZM91 204V203H90ZM235 204V205H234ZM238 204V205H237ZM253 204L255 205V206H253ZM57 205L55 206V207H53L55 210H58L57 209ZM153 207H152V206ZM221 205V206H220ZM224 205V206H223ZM238 206H240V207H238ZM250 206V207H249ZM243 207V208H242ZM246 207V208H245ZM249 207V208H248ZM260 207V208H259ZM61 208V209H60ZM201 209L202 211H200L199 209ZM73 209V210H72ZM104 209H105V212H102V211H104ZM194 209L196 210L195 212H194ZM65 210H67L68 212V216L65 218L66 219V222H65V220H64V218H63V215L65 214L66 215V211ZM82 211V210H81ZM199 211H200V213H199ZM253 211V212H252ZM32 212V211H31ZM79 212V213H78ZM203 212V213H202ZM213 213H217L216 214V216L217 217H219V219H220V221H221V227L222 228H220V230H221V232H222V230L224 231V229H226V232H225V234L227 235V232L228 231H230V229L233 227V231H230L231 232V234L234 232V230H235V232L234 233H236V234H233V235H236V236H231L230 235V232H228V235H227V237L230 235L231 236V238H234L233 240H234V242H231V245L234 243V245L233 246H230L229 247V252L227 253V251H228V247H227V249H225L224 250V252L222 253V249H224L225 247L224 246H222V245H220V244H217L218 245V247H219V245H220V247H219V249L221 248V247H224V248H221V250H215V249H210L211 250V252H209L210 250H209V247L208 246H206V247H208V252H206V251H203L202 249H207V248H203V247H199L200 245L198 244L197 245V242H196V245L198 246V250L197 249H194V245L195 244H193V246L194 247H191L190 245V247L193 249V251H196V252H194L195 253V256L193 255V252H191V254L193 255V258L191 257L190 258V255L188 256L189 257V259H188V257L186 258V259H188V261L185 263L184 262V260H183V257H180V256H178V255H180L182 252H184V253H182L183 254V256H184V254L185 255H187L186 253H185V251H187V253H188V251L190 250V248L188 249L187 248V242L189 241V240H191L190 238H189V236L191 237L193 234H194V229L196 228H199V225L197 224V223H194V222H196V220L198 219V217H199V215L200 216H202L203 215V217H205L206 219H208V217L209 218H213L214 217V214ZM222 213V214H221ZM31 214V213H30ZM33 214H34V211H33ZM80 214V215H79ZM223 214H224V216H223ZM35 215H37L36 214V212H35ZM34 215V217H32V214H31V216H29V217H31V219L32 220H34L35 218H36V216ZM59 215V216H58ZM105 215H107V213H105ZM194 215V216H193ZM101 216H103V217H107V218H105L106 220H103L102 218V220L100 219V217ZM208 216V217H207ZM215 216V217H216ZM193 217V218H192ZM229 220H227L226 222L227 223H229L230 221L233 223L232 224V226L231 225H227V223H226V225H227V227H228V229H227V227L224 225V222H225V220H226V218ZM68 218V219H67ZM86 218H88V217H86ZM92 218V219H93ZM109 218H111V217H109ZM114 218V217H113ZM112 218V219H113ZM223 218H225L224 220H223ZM91 219V218H90ZM68 221H69V223H68ZM94 221V220H93ZM75 224V223H74ZM73 224V225H74ZM195 224H196V226H195ZM200 225H203V223L202 224H200ZM194 226H195V228H194ZM1 227V226H0ZM3 227V226H2ZM1 227V228H2ZM31 227H30V229H31ZM68 227V228H67ZM99 227V226H98ZM40 228V229H39ZM195 229V230H196ZM11 229H9V228H7V229H4V228H2V230L0 229V233L2 234L3 233V235H1V241L3 240V236H4V234H5V236H7V238H5V236H4V242H6V243H4L3 241L1 242V243H3V244H7L6 246H8V244H9V246H11L10 244H11V242H13V240L15 239L16 240V236H14V235H16V233L13 231V230H11ZM232 230V229H231ZM2 231V232H1ZM97 231V232H96ZM107 231V232H106ZM193 231V232H192ZM28 232V231H27ZM63 232V233H62ZM98 233V234H96V233ZM223 232V233H224ZM9 233H11L10 235H9ZM13 233H15V234H13ZM106 233V234H105ZM190 233H193V234H190ZM261 234V235H260ZM92 235H93V238H92ZM97 235H98V237H97ZM259 235V236H258ZM12 236V237H11ZM21 236L23 237L22 239H21ZM53 236H55V237H53ZM28 237V235H23V233H21V234H19V236H18V240H26L27 241V238ZM50 237H52L51 239L52 240H49V238ZM70 237V238H69ZM98 239H97V238ZM14 238V239H13ZM27 238V239H26ZM56 238V239H57ZM60 238V237H59ZM228 238H230V237H228ZM38 239V241H40ZM92 240V243L90 242L91 240ZM97 239V240H96ZM189 239V240H188ZM235 239H236V241H235ZM248 239V240H247ZM29 240V239H28ZM33 240V241H34ZM48 240L50 241V245H49V242H48ZM89 240V241H88ZM228 240H231V239H228ZM232 240V241H233ZM67 241V240H66ZM9 242V243H8ZM35 242V241H34ZM69 242V241H68ZM98 242H99V244H98ZM101 242H104V245H106L104 248H102L101 246H104V245H101L100 243ZM192 242H194V241H192ZM227 242H229V241H227ZM25 243H27V242H25ZM217 243V242H216ZM216 243L214 244V245H216ZM235 243H237L236 245H235ZM3 244H1V246H3ZM103 244V243H102ZM191 244V245H192ZM224 244V243H223ZM226 244V243H225ZM229 244H230V242H229ZM228 244V245H229ZM217 245L216 246H213V247H211V248H214V247H216V249H217ZM227 245V246H228ZM1 246H0V248H1ZM6 246H3V248H1L2 250L3 249H6L5 247ZM35 246V245H34ZM188 246V247H189ZM204 246V245H203ZM226 246V245H225ZM37 247H39V249L37 248ZM185 247H186V249H185ZM205 247V246H204ZM10 247H8L7 249H9ZM47 248V249H46ZM104 249L103 251L105 252V254H103L104 252L102 251V249ZM197 248V247H196ZM200 248V249H199ZM231 248H233L232 250H231ZM6 249V250H7ZM10 249H12V247L10 248ZM9 249V250H10ZM14 249V248H13ZM12 249V251H13V254H14V250ZM185 249V251H183ZM192 249L190 250V251H192ZM3 251L4 253L2 254V256H1V258H0V260L1 259H3V257L4 258H6V256H7V260L8 261H10L9 260V257H12V255H11V253H12V251H11V253L9 254V250H7V251ZM177 252V255H174L173 253H176ZM180 251V252H179ZM182 251V252H181ZM214 253H216V254H218V255H216V254H214ZM217 251L219 252V253H217ZM253 251V252H252ZM6 252H8V253H6ZM36 252H38V253H36ZM62 252H66L65 250H63ZM62 252L61 253H59L58 255L59 256H61V255H63L62 254ZM92 252H94V250L92 251ZM173 252V253H172ZM0 253H2V252H0ZM44 255H43V254ZM172 253V254H171ZM179 253V254H178ZM253 253V254H252ZM7 254V255H6ZM37 254L38 256H40V258L37 256V258L38 259H40V260H38V259H34V258H32V256H35V255ZM206 254H208V255H206ZM214 255V258H212L211 259V257H210V255ZM4 255V256H3ZM10 255V256H9ZM57 255V256H58ZM212 255V256H213ZM216 255V256H215ZM249 255V256H248ZM31 256V257H30ZM35 256V257H36ZM56 256V257H57ZM99 256V257H98ZM206 256H207V259H206ZM98 259H97V258ZM248 257V258H247ZM59 258V257H58ZM58 258H52V259H54V261L57 259L58 260ZM33 259V260H32ZM185 259V260H186ZM217 259H219L218 261H217ZM237 259V260H236ZM234 260V262H235V260L236 261H239V262H236V263H234V262H232ZM3 260H1L0 262H1V264L2 263H5V264H8L9 262H7V261H5V262H2ZM20 261H17V262H19V264H20ZM90 261H92V260H90ZM93 261H92V263H93ZM212 261V262H211ZM16 262V263H17ZM97 262V263H96ZM18 264V263H17ZM258 264H260V263H258Z\"/></svg>", "mask_w": 264, "mask_h": 264}]
</instances>
